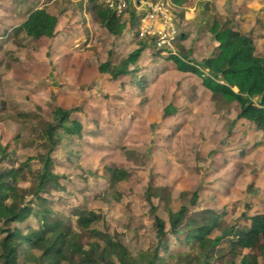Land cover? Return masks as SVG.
I'll list each match as a JSON object with an SVG mask.
<instances>
[{"label":"rangeland","instance_id":"rangeland-1","mask_svg":"<svg viewBox=\"0 0 264 264\" xmlns=\"http://www.w3.org/2000/svg\"><path fill=\"white\" fill-rule=\"evenodd\" d=\"M166 1L175 7V17L182 19L180 14L183 10L177 9L174 0ZM243 1L251 3L236 0V5H233L231 0H188L195 12L183 47L177 41L172 53L147 45V58L140 59L138 70L122 83L124 80L114 82L110 76L101 75L98 69L105 62L118 64L130 56L138 48L134 37H126L125 34L110 36L95 17L83 12L80 1L46 0V9L49 8L52 14L58 13L60 18L54 38L37 41L23 39V34L14 33L15 36L10 37L15 39L13 45L6 48L5 56H0V145L16 144L17 137L20 141L13 146L16 162L12 165L30 161L34 163V171L39 169L36 156L43 149L40 121L44 117L49 118L51 111L59 106L74 111L72 118L81 122L84 131L82 140L77 136L64 139L53 154L55 172L60 174L62 188L45 197L54 211L71 217L73 222L76 221V214L73 215L71 210L73 206L101 212L102 220L92 228L119 233L134 256L138 250L156 245L154 218L145 198L150 186L167 187L172 191L171 207L174 211L183 203L192 201L197 192L198 202L195 207H189L190 213L206 209L226 211L221 231L230 230L234 224L238 231L250 230L249 220L243 215L246 205L250 206L251 215L264 214V147L245 144L251 123L242 121L245 124L236 125L233 128L235 135L232 134L233 125L231 127L229 121L239 111L235 106L233 110L229 109V118L222 116L228 121L222 120L214 125L218 114L208 110V105L211 100L214 103L215 97L208 96L206 100L202 98L203 92L200 96L196 94L203 80L180 92L176 84L180 79L166 78L164 83L163 76H156L158 72L152 66L154 62L157 65L173 64L186 71L182 68L184 63L191 64L199 49L201 59L212 56L210 48H214L213 42L217 44V51L213 54L216 56L220 46L218 41L213 36L200 39L208 30L207 25L200 27L202 19L207 17L210 21L214 10L222 13L230 27L253 39L249 27L253 22L252 32L263 28L264 0ZM10 3V0H0L1 7ZM23 8L27 11L33 7ZM6 16L9 15H0V22ZM182 29L183 23L179 21L177 31L180 35ZM136 31L135 25L133 33ZM6 34L0 31L1 36ZM157 52L160 55L157 56ZM256 54L264 58L263 41L256 48ZM205 73L203 77L208 79L210 75ZM149 80L156 82L153 83L154 88L150 95L146 94L145 100H140L139 95L150 87ZM141 86L145 88L141 89ZM170 88L176 90L177 106L186 104L176 111L167 112L166 116L165 108L175 103L171 99ZM222 105L227 106V103L223 101ZM174 112H178L180 119H170ZM9 114H22L24 121L14 122L8 118ZM244 163L248 164L247 168H244ZM112 167L127 171L130 178L112 187L111 175L107 171ZM21 177L23 183L20 185L29 187L33 179L31 174L25 172ZM183 193L186 194L185 200L181 198ZM163 201L153 200L158 207L157 215L165 220L168 230L169 221ZM26 217L24 215L21 220ZM87 242V235H80V243ZM180 247L171 237L170 251L178 253L185 250ZM215 264H225V260H216Z\"/></svg>","mask_w":264,"mask_h":264},{"label":"trees","instance_id":"trees-1","mask_svg":"<svg viewBox=\"0 0 264 264\" xmlns=\"http://www.w3.org/2000/svg\"><path fill=\"white\" fill-rule=\"evenodd\" d=\"M91 12L111 34H120L123 25L115 14L99 5ZM57 23L55 16L41 8L33 11L20 29L37 40L52 39ZM210 33L220 45L218 54L203 64L210 77L205 79L203 75L206 74L193 66L182 68L202 77L204 86L212 92L217 103H238V118L253 123L263 132L264 138V58L256 54L253 39L230 27L224 18L212 22ZM145 44L141 41L139 47L118 65L110 61L101 64L99 72L109 74L113 81L131 76L135 69L130 70V67L136 65ZM73 112L57 106L49 118L40 121L43 149L36 156L40 166L37 171L30 161L12 165L16 162L13 146L20 142L19 137L16 144L0 145V264H215L221 259L225 264H264V214L251 215L249 205L243 215L249 220L250 230L238 231L234 224L230 230L221 231L226 211L206 209L190 213L189 207L197 205V192L192 201L174 211L172 191L167 187L150 186L145 198L154 218L156 245L138 250L136 256L119 233L92 228L102 220L101 212L73 206L71 210L76 214L73 222L71 217L54 211L45 197L62 188L53 154L64 139L83 138V126L72 118ZM22 116L9 114L8 118L22 123ZM107 171L112 187L130 178L125 170L112 167ZM25 172L33 177L27 188L20 185L23 183L21 174ZM185 197L183 193L181 198L185 200ZM154 199L164 200L168 230L165 220L157 215ZM24 215L29 222H25L26 218L21 220ZM82 234L87 235V243H80ZM171 237L185 250L172 253L169 249Z\"/></svg>","mask_w":264,"mask_h":264},{"label":"crops","instance_id":"crops-1","mask_svg":"<svg viewBox=\"0 0 264 264\" xmlns=\"http://www.w3.org/2000/svg\"><path fill=\"white\" fill-rule=\"evenodd\" d=\"M11 1V3H10V5H7V7H1L0 6V15H6V14H8L9 16H6V17H4V20L2 21V22H0V31H5V32H7V34H6V36H1L0 35V42H1V48H0V56L2 55V56H5V54L7 53V51L6 50H8V49H6V48H11V46L13 45V41L15 40L14 38H10V37H14L15 35H14V33L17 35V33L18 34H23L25 37H23V39H25V38H29V39H34V40H37V39H35V38H33V37H30V36H27V34L25 33V31L24 30H21L20 28L23 26V24H25L26 22H27V20H28V18H29V16H30V14L33 12V11H35V10H38V9H41V8H45L46 9V6L48 5V4H45V2H46V0H41V3H40V0H30V1H28L29 3H25V2H18V0H10ZM64 1H71V2H79V0H64ZM179 0H174V2H175V5H176V7H177V9H181V10H183V14L181 15L180 14V16L182 17V19H180V21H181V23H183V29H182V34H181V36H182V38L179 40V46L180 47H183V43L185 42V40L187 39V35H186V32L187 31H191V28H190V24L191 23H193L192 22V19H193V17H194V12H195V8L194 7H191V2H187L188 0H184V2L182 1L181 3H179L178 2ZM191 1V0H190ZM208 2H212V0L211 1H209V0H207ZM233 3V5H236V3L237 2H235L236 0H231ZM243 3H251L250 1H243V0H241ZM36 2H37V5H36ZM55 2H57V0H55ZM81 3H83V8H82V10H83V12L85 13V12H87V13H90L91 14V16H92V8L94 7V5H92V4H85L83 1H80ZM229 2V1H228ZM239 2V1H238ZM230 3V2H229ZM26 6H29V7H33L32 9H28L27 11H24V8L23 9H21L22 7H26ZM191 7V8H190ZM104 8V7H103ZM201 8H203L205 11H206V8L205 7H201ZM240 8V7H239ZM104 9H106V8H104ZM50 9L49 8H47L46 9V11L51 15V16H55L56 18H57V21H58V23H57V26H56V29H55V32H54V36L57 34V27H58V24H59V15H58V13H56V14H52L50 11H49ZM237 10V9H236ZM239 10V9H238ZM110 13H113L112 11H110V10H108ZM215 11V10H214ZM213 11V14H214V16H213V18L212 19H210V21H209V18L207 19V17H205V19H202V20H205V22L204 23H202L201 22V25H200V27H202V25L204 26V25H207V32L206 33H203L202 34V37L200 38V39H203V40H205L207 37L208 38H211L212 37V34H210V32H209V29L211 28V25H212V22L214 21V20H216V16L217 17H221V18H223V16L220 14V12H214ZM114 14V13H113ZM24 15V16H23ZM226 15V14H225ZM224 15V16H225ZM117 19H119V18H117ZM98 22V21H97ZM120 22H121V24L123 25V28H122V30H121V32H120V34L119 35H113V34H111L104 26H102L101 25V27H103L107 32H108V34H110V36H112V37H118V36H121V35H124L125 34V36L127 37L128 35H130V36H132V37H134V39H135V41H136V48L137 47H139V45H140V42L141 41H139L138 40V38H137V35H136V33H133V29H134V26H135V21L132 19V20H129V21H127L126 23H124V21H122L121 19H120ZM99 23V22H98ZM100 24V23H99ZM232 24H234V23H232ZM198 26V25H197ZM255 27V23H251V25H250V30H251V33H250V35L253 37V39H254V42H255V44H256V48L258 49L260 46H261V42L263 41L264 42V23H263V28H260V31H256L255 30V32H252V29ZM59 30V29H58ZM247 31V30H246ZM258 32H260L261 33V35H258ZM243 33V32H242ZM14 35V36H13ZM200 35V34H199ZM54 38V37H53ZM52 38V39H53ZM45 39H51V38H49V37H43V38H41V39H39V40H37V41H40V40H45ZM146 45V48L143 50V52L141 53V55H140V57H139V59H138V61H137V63H136V65H134L133 67H130V70H133V69H135L134 70V74H135V72L138 70V67H137V64H138V62L140 61V59H142V58H147V56H148V53H147V44H145ZM213 45H214V48L212 49V48H210L211 50V54H212V56H210L209 58H211V57H213V54H214V52H216L217 50L215 49V46H217V44L216 43H214L213 42ZM136 50V49H135ZM190 53V52H189ZM189 53H184V54H186V55H188ZM200 53H201V49H199L195 54H194V61L190 64V62L188 63V62H186V61H184V59H183V61L184 62H186V64L184 63V65L187 67V66H189V67H196L198 70H200V71H202L203 73L204 72H207L208 73V70H206V69H204V62L203 61H201V60H207V59H209V58H205V59H201L200 57H199V55H200ZM209 53V54H210ZM184 54H183V56H184ZM158 55H160V52H157V56ZM185 55V56H186ZM258 56H260V55H258ZM129 57V56H128ZM127 57V58H128ZM18 58V57H17ZM127 58H125V59H127ZM125 59H122L119 63H121L123 60H125ZM170 60H172V59H170ZM173 62V61H172ZM106 63V62H105ZM118 63V64H119ZM188 63V64H187ZM202 63V64H201ZM111 64H113L112 62H111ZM118 64H113V65H118ZM7 66V65H6ZM152 66L153 67H155V69H156V71L158 72V74L156 75V76H163L162 77V80H164L163 82L165 83V81H166V78H178V79H180L176 84H178L179 85V87L180 88H178V90H180V92L181 91H185V90H188V89H190V88H192L194 85H198L200 82L199 81H201V80H203V79H200V76H198L197 74H194V73H192L191 71H189V69L188 68H185V69H187V71H181V70H179L175 65H169V66H167V65H163V64H161L160 63V65H157V62H154V63H152ZM100 67V66H99ZM140 68H142V67H140ZM154 69V68H153ZM1 70V69H0ZM13 70H17V67L16 66H14V68H13ZM98 71H99V69H98ZM149 71V70H148ZM1 72V71H0ZM152 72H153V70H152ZM100 73V72H99ZM176 73V74H175ZM101 74V73H100ZM101 75H107V76H110L109 74H101ZM152 76L155 78V76H154V73L152 74ZM127 77H129V76H126V77H122V78H120L119 80H124V81H122V83H124V82H126L125 81V79L127 78ZM176 78V79H177ZM183 78L185 79L184 81H183V83H182V80H183ZM189 80H188V79ZM177 79V80H178ZM112 80V79H111ZM118 80V81H119ZM187 80V81H186ZM114 82H116V81H114ZM202 82V84L200 83V88L199 89H197L196 90V94L198 95V96H200V93H204V97H202V98H204V99H208L207 97L209 96V98H212L213 97V94H212V92L211 91H208V90H206V88H205V86H204V84H203V81H201ZM148 83L150 84V87L148 88V89H146L142 94H140L139 95V99L140 100H145L146 99V94L147 95H150L151 94V92H152V90H153V88H154V86H153V83H156V82H154V80H149L148 81ZM127 84V83H126ZM172 84V82H170V87L172 86L171 85ZM158 85V84H157ZM159 86V85H158ZM142 87V86H141ZM201 87L203 88V90L201 89ZM145 87H142L141 89H144ZM156 88H157V86H156ZM156 88H155V90H154V93H155V91H156ZM236 89V90H235ZM234 90L235 91H237V88H235ZM162 90H159L158 92H161ZM169 93L171 94V99H173L174 101H175V103H174V106H172L171 104H169L166 108H165V115H166V113L167 112H170V111H176L177 109L176 108H181L182 106H184V104H186V103H182V105H180V106H177V96H176V90L175 89H172V88H170L169 89ZM123 94V93H122ZM120 97H121V95H120ZM179 98V97H178ZM199 99V98H198ZM201 99V98H200ZM209 101V100H208ZM213 101L211 100V103L208 105V110H214V111H216L217 112V114H218V117H217V119L215 120V121H213L215 124L214 125H217V124H219V123H221L222 122V120L223 121H228L227 120V118H229L230 116H227V114L230 112L229 111V109H231V110H233L234 109V107L235 106H237V108H238V113H237V115H236V117L234 118V117H232V119L229 121V123H231V124H229L231 127H232V125H233V127H232V131H233V128L236 126V125H238V124H245L244 122H242V121H246V120H244V119H239L238 118V115H239V112H240V108H239V105H237L238 103H236V102H232V103H227V106H224V105H222V104H220V103H217L216 101H214V103H212ZM191 103H192V101L191 102H189V103H187L188 105H191ZM234 103H236V105L234 104ZM212 104V105H211ZM226 104V103H225ZM233 106V107H232ZM218 112H220V113H218ZM212 115L214 114L213 112H210ZM167 116V115H166ZM222 116H225V117H227V118H225V117H222ZM172 118H170V119H175V120H177V119H180V117H179V114H178V112H174L173 114H172V116H171ZM206 117L207 118H210V116H208V115H206ZM200 119H199V121L201 120V117H199ZM76 120V119H75ZM78 120V119H77ZM184 120L186 121V120H189V119H185L184 118ZM209 120H211V119H209ZM79 121V120H78ZM246 122H249V121H246ZM251 123V122H250ZM239 128H240V125H239ZM239 130V129H238ZM83 131H84V129H83ZM247 134H249V136L247 135V138L245 139V144H248V145H252L253 147H255L256 145H261L262 147H264V138H263V132L261 131V130H259L253 123H251V126L249 127V128H247V132H246ZM226 134H228V133H226ZM232 134H234L235 135V132L233 131L232 132ZM226 136H228V135H226ZM251 136H254V137H252L251 138ZM238 137V136H237ZM250 143V144H249ZM225 148H226V146H225ZM246 148V147H245ZM245 148H244V150H245ZM262 149H264V148H262ZM226 150V149H225ZM245 152H248V149H246V151ZM244 165V168L246 167H248V164H243ZM120 170H123V169H120ZM240 170H241V168H239L238 169V174H239V172H240ZM127 172V171H126ZM259 197V196H258ZM198 202V201H197ZM217 211V210H216ZM258 214H261V213H258Z\"/></svg>","mask_w":264,"mask_h":264},{"label":"built area","instance_id":"built-area-1","mask_svg":"<svg viewBox=\"0 0 264 264\" xmlns=\"http://www.w3.org/2000/svg\"><path fill=\"white\" fill-rule=\"evenodd\" d=\"M85 4L99 5L112 11L124 23L134 20L139 41L160 50L173 51L181 38L177 31L179 19L175 7L166 0H79ZM205 73V72H204ZM206 74V73H205Z\"/></svg>","mask_w":264,"mask_h":264},{"label":"water","instance_id":"water-1","mask_svg":"<svg viewBox=\"0 0 264 264\" xmlns=\"http://www.w3.org/2000/svg\"><path fill=\"white\" fill-rule=\"evenodd\" d=\"M205 22V20H202V23H204Z\"/></svg>","mask_w":264,"mask_h":264},{"label":"clouds","instance_id":"clouds-1","mask_svg":"<svg viewBox=\"0 0 264 264\" xmlns=\"http://www.w3.org/2000/svg\"><path fill=\"white\" fill-rule=\"evenodd\" d=\"M181 38H182V36H181ZM181 38H180V39H181ZM180 39H179V40H180ZM204 74H205V73H204ZM207 74H208V73H207Z\"/></svg>","mask_w":264,"mask_h":264}]
</instances>
